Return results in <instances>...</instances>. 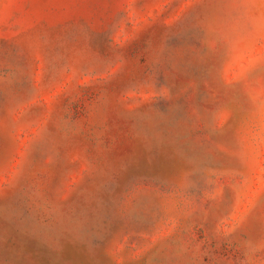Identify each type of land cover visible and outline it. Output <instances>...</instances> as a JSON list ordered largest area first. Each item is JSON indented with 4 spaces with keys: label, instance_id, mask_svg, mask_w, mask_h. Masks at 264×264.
Wrapping results in <instances>:
<instances>
[{
    "label": "rangeland",
    "instance_id": "1",
    "mask_svg": "<svg viewBox=\"0 0 264 264\" xmlns=\"http://www.w3.org/2000/svg\"><path fill=\"white\" fill-rule=\"evenodd\" d=\"M0 264H264V0H0Z\"/></svg>",
    "mask_w": 264,
    "mask_h": 264
}]
</instances>
